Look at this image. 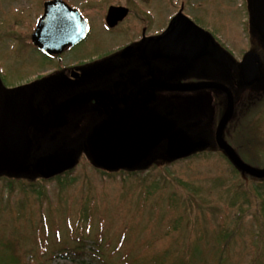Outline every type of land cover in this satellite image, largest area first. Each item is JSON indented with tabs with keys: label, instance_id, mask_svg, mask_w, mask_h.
Instances as JSON below:
<instances>
[{
	"label": "flooded vegetation",
	"instance_id": "1",
	"mask_svg": "<svg viewBox=\"0 0 264 264\" xmlns=\"http://www.w3.org/2000/svg\"><path fill=\"white\" fill-rule=\"evenodd\" d=\"M13 1L19 16L6 32L22 29L0 46V63L12 64L0 66V85L31 90V141H53L64 127L91 163L96 141L118 144L154 112L190 142V155L218 153L235 169L216 142L227 116L221 137L241 161L253 163V150L264 157V0ZM13 44L31 46L32 55L18 63ZM166 143L135 166L156 163Z\"/></svg>",
	"mask_w": 264,
	"mask_h": 264
},
{
	"label": "rangeland",
	"instance_id": "2",
	"mask_svg": "<svg viewBox=\"0 0 264 264\" xmlns=\"http://www.w3.org/2000/svg\"><path fill=\"white\" fill-rule=\"evenodd\" d=\"M14 6L13 0H0L2 48L22 29L6 32L8 21L19 16ZM30 47L13 44L10 53L22 64L32 55ZM11 65L5 57L0 63L6 71ZM71 137L63 127L50 136L53 141L38 143L35 154L80 155ZM251 153L258 156L253 163L264 161L261 153ZM78 157L72 173L59 179H36L26 169L16 176L23 179L1 174L0 262L13 257L19 264H264V180L261 187L244 182L218 153L163 160L137 172L103 171Z\"/></svg>",
	"mask_w": 264,
	"mask_h": 264
},
{
	"label": "water",
	"instance_id": "3",
	"mask_svg": "<svg viewBox=\"0 0 264 264\" xmlns=\"http://www.w3.org/2000/svg\"><path fill=\"white\" fill-rule=\"evenodd\" d=\"M55 3L56 1L47 4V12ZM65 10L71 15L70 21H73V15L76 12L66 5ZM49 15L46 16L45 21ZM45 21L41 27L45 25ZM76 32L79 33V31ZM66 35L68 33L65 34V37ZM213 85L205 84L200 87H214ZM72 102L74 100L62 106V113L57 116L59 121L62 119L66 106ZM32 113L31 90L25 87L5 90L0 85V171L20 170L25 167L31 142L27 136V128L34 122ZM226 118L227 116L221 119L219 129H217L216 142L219 148L227 153L238 170L255 178H264V168L259 170V168L249 166L241 161L234 150L222 139L221 130ZM172 130L173 128L170 127L168 121L151 112L145 118V128L140 127L138 133L117 140L120 142L119 144H113V147L110 146L103 152H97L95 149L94 161L98 166L106 169L128 168L146 157L163 140L168 142L166 154L170 159L175 160L189 155L193 150L190 142L172 132L170 133ZM75 164V156L68 151L41 155L36 158L32 166L40 176L49 179L72 168Z\"/></svg>",
	"mask_w": 264,
	"mask_h": 264
},
{
	"label": "trees",
	"instance_id": "4",
	"mask_svg": "<svg viewBox=\"0 0 264 264\" xmlns=\"http://www.w3.org/2000/svg\"><path fill=\"white\" fill-rule=\"evenodd\" d=\"M163 160H166L165 159V157H162V158H160V159H157L156 160V163H154V164H152V165H150V166H148L147 168H145L144 170H148V169H150V168H153L154 166L156 167V166H158L159 164H161L162 162H163ZM168 163L170 162V163H173L174 162V160H168L167 161ZM175 163V162H174ZM234 168V167H233ZM144 170H141V171H144ZM235 170V172H237V173H239L240 171H238V169H234ZM72 173V170H69V171H67L66 173H64V174H61V175H58V176H56L55 178H61V177H63V176H65V175H70ZM241 172L239 173V176L241 177V175L243 176V177H241L243 180H244V182L245 181H248V179L250 180H254L255 182H258V183H260V187H261V185L263 184V180H264V178L263 179H257V178H254V177H250L249 175H244V174H241ZM36 179H41V180H44L42 177H40L38 174H36ZM19 179H23V178H20V177H18ZM18 178H12V180H18ZM248 178V179H247ZM178 183H179V185H186L187 187H188V184H185V183H183V182H181V181H178ZM249 192H247L246 191V193L243 195L244 196V200L245 199H247V200H249ZM233 202V201H232ZM231 202V200H230V204H234V202L232 203ZM259 206H260V210H261V216H260V224H259V228L260 229H262V231H263V229H264V220H263V218H264V198L261 200V204H259ZM263 220V221H262ZM221 233L222 232H220L219 234L221 235ZM219 234H216V235H219ZM227 242H225L222 246H227ZM12 247V246H11ZM11 249V251H13V248H10ZM12 255H15L13 252H12ZM7 256V255H6ZM8 257H4V259H3V261H1L0 262V264H19V262L15 259V258H13V257H11L10 259H8V260H5V259H7ZM4 260H5V262H4ZM177 264H182V261H178V263Z\"/></svg>",
	"mask_w": 264,
	"mask_h": 264
},
{
	"label": "bare ground",
	"instance_id": "5",
	"mask_svg": "<svg viewBox=\"0 0 264 264\" xmlns=\"http://www.w3.org/2000/svg\"><path fill=\"white\" fill-rule=\"evenodd\" d=\"M33 117L35 118L36 116L32 113ZM59 116V115H58ZM57 117V116H56ZM58 118V117H57ZM119 144V143H118ZM113 145V140L110 139V140H98L96 141V143L94 144L93 147V153L95 152V149L97 152H103L105 151L106 149H108L110 146ZM113 147V146H112ZM4 174V173H3ZM11 178H14L13 176L9 175Z\"/></svg>",
	"mask_w": 264,
	"mask_h": 264
}]
</instances>
